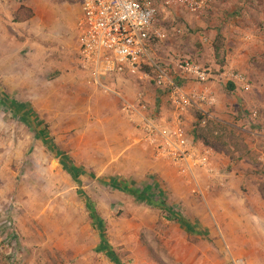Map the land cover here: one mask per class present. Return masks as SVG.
Instances as JSON below:
<instances>
[{
    "label": "rangeland",
    "instance_id": "1",
    "mask_svg": "<svg viewBox=\"0 0 264 264\" xmlns=\"http://www.w3.org/2000/svg\"><path fill=\"white\" fill-rule=\"evenodd\" d=\"M206 3L190 12L158 2L163 37L153 35L152 55L175 79L189 59L215 76L241 72L250 88L183 80L187 91L213 98L190 110L188 128L195 144L213 149L211 166L185 175L147 144L121 146L91 98L120 106L135 125L139 112L128 113L116 89L66 82L61 47L48 51L52 41L22 28L34 8L22 3L12 18L0 0V264H264V0ZM130 77L144 114L160 116L145 85L161 90Z\"/></svg>",
    "mask_w": 264,
    "mask_h": 264
},
{
    "label": "built area",
    "instance_id": "2",
    "mask_svg": "<svg viewBox=\"0 0 264 264\" xmlns=\"http://www.w3.org/2000/svg\"><path fill=\"white\" fill-rule=\"evenodd\" d=\"M79 1L82 12L78 22L81 32L79 61L90 85L112 91L102 82L107 75L151 78L169 99L175 118L163 126L156 118L144 114V103L128 104L126 110L131 111L128 113L139 112L136 115L137 124L144 141L152 147L155 157L169 161L185 175L194 169L209 170L214 151L192 141L186 117L192 108L213 104V98L206 93L187 91L183 80L188 78L206 82L211 78L224 79L234 84L236 90L247 91L250 88L249 79L235 71H224L215 76L189 59L178 63L181 77L175 79L170 75L169 68L151 53L153 35L163 37L155 29L158 2L190 12H201L207 0Z\"/></svg>",
    "mask_w": 264,
    "mask_h": 264
},
{
    "label": "crops",
    "instance_id": "3",
    "mask_svg": "<svg viewBox=\"0 0 264 264\" xmlns=\"http://www.w3.org/2000/svg\"><path fill=\"white\" fill-rule=\"evenodd\" d=\"M22 3L27 7H33L35 12V16H33L28 21H25L22 28H29L28 32L30 36L32 33H34L38 38L45 39L47 42L52 41V47L48 48V51L50 49L58 50L59 47H61L63 55L69 58V60L67 62H64L62 65L64 69L69 70V73H67V76L65 77V81L68 83L75 82L79 88H85L86 83L89 85L90 83L87 79V75L81 69L79 61L81 32L78 27V22L82 16L80 4H75L71 1H67L61 3L60 7H57L55 4H52L50 0H24L23 2H18L17 0H5V4L9 6V9H5L3 7L2 8L6 12H8V16H11L13 18L15 16V13L18 12L21 8ZM32 21L34 22L32 23ZM29 23H31V25H29ZM37 50L38 53H44L47 49L44 47L41 49L37 47ZM132 80L133 79L130 76L107 75L102 82L103 85L111 88L112 90L116 89L118 92H122L121 94L123 95V98L125 99V101L128 100L127 102L129 104L136 105L139 100L136 98V90L138 88V85H136V83ZM145 86L146 100H148V104H150L148 107L158 108L157 111H159L160 116H155V118L159 123H161V125L167 126L175 118L174 111L172 110L170 105L168 106L165 99L166 97H164L161 92L158 93V90L153 91L149 86ZM68 87L71 88L70 85H66V88L64 90L68 91ZM97 88L98 87H92L91 92L97 91L96 93H99L98 90H96ZM114 99L116 103H121L120 99H118L117 97H114ZM89 101L90 99L86 98L83 103L86 105L89 103ZM112 102L114 103V100H112ZM95 103V100L91 98L90 106H92V109L99 112L100 120H106V129L119 133V136L116 139L120 141L121 146L124 143L128 145V148L131 147V149L137 148L139 146L145 147L144 145H146V142L143 139V133L139 125L137 123L136 125L134 123H130L127 118L128 116L125 117L123 115V112L120 110V106H112V104H104V102H99L97 106H94ZM117 114H119V116H117ZM108 115L110 116V118L107 122L106 117ZM133 117L138 118L135 115H133ZM117 119L119 121H116ZM186 120L187 128H189V125H191L190 113L187 115ZM42 129H40L42 132L39 131L40 134L43 135L44 139L48 138V132L43 131ZM47 142L50 143V141L48 140ZM60 154L62 155V153ZM60 160L65 161L62 157ZM64 166L69 169V166ZM68 171L70 172V170Z\"/></svg>",
    "mask_w": 264,
    "mask_h": 264
},
{
    "label": "trees",
    "instance_id": "4",
    "mask_svg": "<svg viewBox=\"0 0 264 264\" xmlns=\"http://www.w3.org/2000/svg\"><path fill=\"white\" fill-rule=\"evenodd\" d=\"M213 48H214V51H215V56L217 57L218 55H219V53H220V51L223 49V37L221 36V35H218L217 36V38H216V42H215V44L213 45ZM224 50V49H223ZM222 63H224V59H222ZM227 89L229 90V91H234L235 90V86H234V84H232V83H229L228 85H227ZM69 170H70V172L72 173V174H74L75 172H76V169L74 168V167H72V166H69ZM163 209H166V211H168V210H170L171 211V209L170 208H163ZM172 213H173V211H172ZM177 216V215H176ZM176 219L178 220V221H180V222H182V223H184V224H186V222L187 221H184V220H182L180 217H176ZM188 223V222H187ZM189 224V223H188ZM187 225V224H186ZM190 225V224H189ZM188 225V226H189Z\"/></svg>",
    "mask_w": 264,
    "mask_h": 264
}]
</instances>
